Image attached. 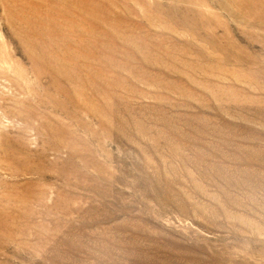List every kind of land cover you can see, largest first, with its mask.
Masks as SVG:
<instances>
[{
	"label": "rangeland",
	"instance_id": "1",
	"mask_svg": "<svg viewBox=\"0 0 264 264\" xmlns=\"http://www.w3.org/2000/svg\"><path fill=\"white\" fill-rule=\"evenodd\" d=\"M0 264H264V0H0Z\"/></svg>",
	"mask_w": 264,
	"mask_h": 264
}]
</instances>
